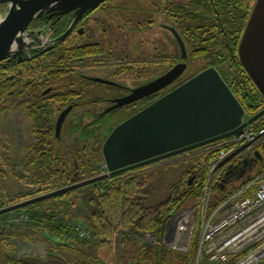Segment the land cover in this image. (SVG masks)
Instances as JSON below:
<instances>
[{
  "label": "trees",
  "instance_id": "1",
  "mask_svg": "<svg viewBox=\"0 0 264 264\" xmlns=\"http://www.w3.org/2000/svg\"><path fill=\"white\" fill-rule=\"evenodd\" d=\"M255 3L256 0H188L186 3L161 0L165 12L175 21L170 26L180 33L185 42L188 58L208 61L204 69L230 62V73L219 71L251 116L264 110V95L241 64L238 46ZM72 13L68 11L53 14L50 18H36L31 28L48 30L51 27L53 39L57 40L69 28ZM100 53L99 44H81L70 36L57 40L52 50L36 61L25 58L23 61L6 59L0 62V116L21 108L38 139L32 147L33 158L25 165L26 176H21L35 185L23 196L35 197L53 191L48 188H55L57 183L60 189L99 175L101 162H104L101 146L96 144L91 158H82L74 172L67 165L60 171L57 168L62 161L60 154L48 148L51 138L60 139L55 133L51 101L64 106L76 103L78 107L80 103L83 105L85 89L82 86L62 92L52 90L45 94L44 91L67 75L69 70L64 64ZM178 81L177 84L182 83L180 79ZM70 126L71 132H79L85 142L97 131L91 130L89 124L82 127L76 120H72ZM9 149L0 147L2 168L5 167L4 162L10 161ZM261 151L247 155L237 166L219 176L213 186L212 204L252 177L250 171L255 169L254 161L258 163L254 171H264ZM214 156L215 153L203 154L160 167L159 170L172 171L180 177L170 185L167 199L159 203H151V192L154 191L152 178L145 180L143 172L132 170L17 210L26 211L30 218L29 225L18 228L19 232L37 231L58 248L47 250L45 258L19 256L11 248L12 244H7L9 237L5 240L0 238V264H195L196 242L188 253H178L165 246L163 239L172 215L188 201L198 202L203 196L208 179V160ZM1 167L0 172L5 174ZM78 204L83 209L80 213L74 208ZM78 226L87 228L90 238L80 237L75 230ZM147 233L157 236L159 243L147 244L143 239ZM117 235L120 252L115 263ZM85 248H92L95 252ZM201 264L213 263L205 258Z\"/></svg>",
  "mask_w": 264,
  "mask_h": 264
},
{
  "label": "rangeland",
  "instance_id": "2",
  "mask_svg": "<svg viewBox=\"0 0 264 264\" xmlns=\"http://www.w3.org/2000/svg\"><path fill=\"white\" fill-rule=\"evenodd\" d=\"M173 1L186 3L188 0ZM7 10V4H0V15H5ZM173 22L175 21L167 15L161 0H110L90 14L88 22H85L82 27L84 33L77 34L74 38L78 39L81 44H99L102 53L82 60L67 62L63 65H66L67 70H69L67 75L44 91L46 93V91H50L49 88H52L55 92H62L67 89L77 90L82 86L85 89L82 98L83 105L80 103L81 105L75 107L71 112L63 125L60 139L51 138L48 141V148H52L55 154H60L59 158L62 161L57 166L60 171L64 165L73 171L82 158L90 157L96 144L101 146L103 155L102 147L106 138L114 129L113 127L119 124V121H114L115 123L111 124L101 122L98 120V115L110 105L109 99L118 96L121 91L118 88L114 89L113 86L87 80L84 75L109 79L129 88H136L164 75L176 63L183 61L177 39L166 28V26L173 25ZM187 59L189 65L180 78L182 82L204 70L208 63L202 58ZM229 66L230 62H226L215 67L230 73L228 72ZM50 105L51 110L54 111L52 118L56 121L57 116L67 105L56 104L52 101ZM22 114V109L16 108L10 114L0 117V147L3 150L10 147L8 150L10 161L4 162V168L0 166L5 171V174L0 172V208L29 199L30 197L27 198L23 195H26L28 189L35 185L30 183L27 178L21 177L26 176L25 165L29 159L33 158V139L30 134L32 126L27 117ZM77 119L81 120L82 127L89 124L91 130H97L94 137L88 142L86 141L87 143L79 132H71L70 130L72 120ZM2 140L6 142L4 143ZM28 148L30 149L29 152ZM103 166L106 170L103 169ZM100 167L99 175L106 173L105 171L109 173L105 160L101 162ZM160 167L162 166L159 165L158 160L133 169L134 172H143L144 178L146 177L145 180L152 178L154 191L151 192L153 199L151 203L154 204L167 199L170 185L180 177V174H172V171H161L159 170ZM112 176L110 175L108 178ZM58 185L60 184L57 183L55 188L48 189L57 190ZM193 201H188L186 206H195ZM74 208L78 213L83 210L79 204L77 205L79 211L76 206ZM16 215H25L27 220L16 224L12 221ZM1 216L3 218L0 217V234H3L0 235V238H2L1 240L10 238L7 244H12L11 248L15 254L45 258L47 250L57 247L52 240L36 233L37 231H28L24 234L19 232L18 228H26L29 225L30 218L26 211H12ZM172 229L170 226L163 239V244L167 247L172 239ZM143 239L149 245L159 243L158 237L151 233H147ZM85 249L92 253L95 252L92 248ZM119 249V236L117 235L115 263L118 261ZM132 263L136 262L130 264Z\"/></svg>",
  "mask_w": 264,
  "mask_h": 264
},
{
  "label": "water",
  "instance_id": "3",
  "mask_svg": "<svg viewBox=\"0 0 264 264\" xmlns=\"http://www.w3.org/2000/svg\"><path fill=\"white\" fill-rule=\"evenodd\" d=\"M110 0H0L7 4L0 15V62L6 59L35 58L64 40L83 17ZM214 2L215 0H211ZM73 11L72 22L57 40L48 31L32 29L36 18ZM175 36L182 62L164 75L131 89V93L114 100L106 112L135 103L176 83L187 68L188 52L180 33L166 26ZM37 54H33V51ZM238 56L245 71L264 95V0H257L238 46ZM94 82L117 85L101 77ZM73 109L66 107L58 116L56 135ZM264 110L255 116L257 118ZM246 109L215 66H209L168 91L138 113L119 123L106 138L102 151L109 173H103L45 194L0 209V216L80 187L107 179L174 154L241 135Z\"/></svg>",
  "mask_w": 264,
  "mask_h": 264
},
{
  "label": "built area",
  "instance_id": "4",
  "mask_svg": "<svg viewBox=\"0 0 264 264\" xmlns=\"http://www.w3.org/2000/svg\"><path fill=\"white\" fill-rule=\"evenodd\" d=\"M258 114L251 116L246 112L241 135H230L159 160V165L165 166L215 153L208 160L203 196L198 202L190 200L195 206L187 207L186 203L174 213L166 230L168 232L170 226L173 228L172 239L167 245L175 252L188 253L196 242L195 264H201L205 258L213 264H261L264 260V171H254L258 163L253 162L252 177L239 183L233 192L215 204H212L211 195L219 176L237 166L242 158L262 150L264 162V113L253 119ZM103 169L106 170L104 166ZM26 220L25 215L12 219L16 224ZM75 230L80 237L90 238L87 228L78 226Z\"/></svg>",
  "mask_w": 264,
  "mask_h": 264
},
{
  "label": "flooded vegetation",
  "instance_id": "5",
  "mask_svg": "<svg viewBox=\"0 0 264 264\" xmlns=\"http://www.w3.org/2000/svg\"><path fill=\"white\" fill-rule=\"evenodd\" d=\"M96 10V9H95ZM94 10V11H95ZM94 11H92L91 13H93ZM91 13H89V14H87V15H85L84 17H83V19L74 27V29L72 30V32L67 36V38H69L70 36H75V35H77V34H83L84 33V29L82 28L83 27V25H84V23L85 22H88V18L90 17V14ZM50 29V37L53 39L54 38V33H53V30H52V28L51 27H49L48 28V30ZM47 30V31H48ZM67 38H65V39H67ZM53 48V47H52ZM52 49H50L49 51H51ZM49 51H47V52H45L44 54H46V53H48ZM33 54H37V51H33ZM41 55H43V54H40L39 56H41ZM39 56H37V57H35V58H31V59H29L30 61H36L37 60V58L39 57ZM180 62H182V61H180ZM179 63V62H178ZM178 63H176V64H178ZM186 63H187V68H186V70L188 69V61L186 60ZM175 64V65H176ZM174 65V66H175ZM173 66V67H174ZM186 70H185V72H186ZM184 72V73H185ZM184 73H183V75H184ZM182 75V76H183ZM181 76V77H182ZM84 77L87 79V80H90L89 78L90 77H88V76H86V75H84ZM180 77V78H181ZM107 80H109V79H107ZM90 81H92V80H90ZM112 81V80H111ZM94 82V81H93ZM113 82H115V81H113ZM99 83V82H98ZM183 83V82H182ZM99 84H103V85H108V84H104V83H99ZM117 85H109V86H113V88L114 89H116V88H118V90H120L121 92L118 94V96H116V97H114V98H112V99H109L110 100V105L108 106V107H106L101 113H100V115H98V120H99V118H100V120H101V122H108V124H111V123H113L114 121H119V123H121V122H123V121H125L126 119H128L129 117H131V116H133L134 114H136V113H138L139 111H141L142 109H144V108H146L148 105H150L151 103H153L154 101H156L157 99H159L161 96H163L164 94H166L168 91H170L171 89H173V88H175L176 86H178L176 83H174V84H172L170 87H168V88H166V89H164V90H162V91H160V92H158V93H156V94H153V95H151V96H148V97H146V98H143V99H141V100H139V101H137V102H135V103H131V104H128V105H125V106H122V107H120V108H117V109H114V110H112V111H109V112H106V110L110 107V106H112L113 104H114V100L115 99H117V98H120V97H124V96H126V95H128V94H130L131 93V89H133V88H129V87H125V86H123V85H121V84H119V83H116ZM181 84V83H180ZM48 90H50V91H46V93H50L51 91H52V88H49ZM45 93V94H46ZM69 105H73V109L70 111V113H69V115L67 116V118L70 116V114H71V112L74 110V108L77 106V104L76 103H71V104H68L66 107H68ZM65 107V108H66ZM64 108V109H65ZM64 109H62V110H64ZM62 112V111H61ZM60 112V113H61ZM60 115V114H59ZM58 115V116H59ZM58 116H57V118H56V121H55V133H56V122H57V119H58ZM67 118H66V120H65V122L67 121ZM80 119H77L76 120V122H78V123H80ZM64 122V123H65ZM115 123V122H114ZM115 125V124H114ZM117 126V125H116ZM115 127V126H114ZM113 127V128H114ZM30 134H31V136H32V139H33V146H34V144H35V142L36 141H38V139L36 138V134H35V132H34V129H32L31 131H30ZM57 136V135H56ZM58 137V136H57ZM59 138V137H58ZM30 151V149L28 148V152ZM17 211V210H16Z\"/></svg>",
  "mask_w": 264,
  "mask_h": 264
},
{
  "label": "crops",
  "instance_id": "6",
  "mask_svg": "<svg viewBox=\"0 0 264 264\" xmlns=\"http://www.w3.org/2000/svg\"><path fill=\"white\" fill-rule=\"evenodd\" d=\"M22 115H24V114H22ZM1 117V116H0ZM1 131H3V130H1ZM138 173H140L139 171H137ZM76 209H78L77 207H76ZM78 211H79V209H78ZM1 217V216H0ZM3 218V217H2Z\"/></svg>",
  "mask_w": 264,
  "mask_h": 264
},
{
  "label": "bare ground",
  "instance_id": "7",
  "mask_svg": "<svg viewBox=\"0 0 264 264\" xmlns=\"http://www.w3.org/2000/svg\"><path fill=\"white\" fill-rule=\"evenodd\" d=\"M215 66V65H214ZM125 206V205H124ZM76 220V219H75ZM74 223V222H73ZM114 224V223H113Z\"/></svg>",
  "mask_w": 264,
  "mask_h": 264
}]
</instances>
